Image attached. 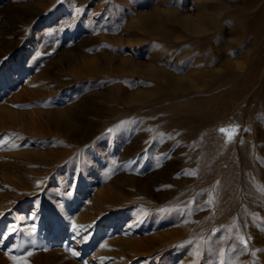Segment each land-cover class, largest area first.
I'll list each match as a JSON object with an SVG mask.
<instances>
[{"label": "rangeland", "instance_id": "1", "mask_svg": "<svg viewBox=\"0 0 264 264\" xmlns=\"http://www.w3.org/2000/svg\"><path fill=\"white\" fill-rule=\"evenodd\" d=\"M261 186L264 0H0V264H264Z\"/></svg>", "mask_w": 264, "mask_h": 264}, {"label": "snow or ice", "instance_id": "2", "mask_svg": "<svg viewBox=\"0 0 264 264\" xmlns=\"http://www.w3.org/2000/svg\"><path fill=\"white\" fill-rule=\"evenodd\" d=\"M108 131H109V132H112L113 129H109ZM219 131H220L221 133H224L225 136L227 137V141L230 142V141L233 139V137L235 136V134H236V126H230L229 128H221V129H219ZM186 174H187V173H186ZM193 174H194V173H193ZM259 190H260L262 193H264V186H261ZM211 202H212V201H211V199H210V200L208 201V203H211ZM239 240H240V242L244 245V247L247 248V246H248V240L245 239L244 237H239ZM189 243L191 244L192 241H189ZM196 249H197V250L195 251V256L199 257V256L201 255V252L199 251V249H200V245H199V244L196 245ZM31 254H32V253H28V255H31ZM73 255H79V253H77V252H73ZM23 264H27V262L24 261ZM221 264H223V261H221Z\"/></svg>", "mask_w": 264, "mask_h": 264}]
</instances>
